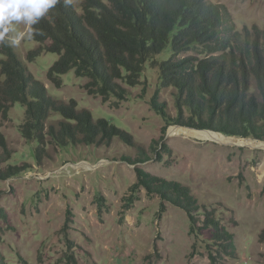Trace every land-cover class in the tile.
<instances>
[{
    "label": "rangeland",
    "instance_id": "obj_1",
    "mask_svg": "<svg viewBox=\"0 0 264 264\" xmlns=\"http://www.w3.org/2000/svg\"><path fill=\"white\" fill-rule=\"evenodd\" d=\"M72 1L81 12L82 0ZM210 1L222 7L240 42L232 49L237 58L251 52L258 36L264 39V0ZM13 27L11 36L23 34V56L39 47L28 38L29 26ZM187 56L205 57L179 55ZM58 59L42 53L27 66L54 98L75 100L95 120L127 132L129 145L113 138L107 145L38 149L22 137L23 106L0 115L6 141L0 146V264H67L68 257L78 264H212L208 233L194 231L175 203V189L196 201L201 219L204 208L216 209L233 235V256L219 254V264H264V140L219 144L175 132L187 127L177 122L175 99L160 86L156 66L137 87L123 85L122 95L105 99L90 94L89 79L74 71L61 76L60 88L50 82L47 73ZM10 167L15 175L6 177Z\"/></svg>",
    "mask_w": 264,
    "mask_h": 264
},
{
    "label": "trees",
    "instance_id": "obj_2",
    "mask_svg": "<svg viewBox=\"0 0 264 264\" xmlns=\"http://www.w3.org/2000/svg\"><path fill=\"white\" fill-rule=\"evenodd\" d=\"M80 7L81 12L72 0H59L31 26L43 34L31 38L39 47L26 56L18 45H8L10 32L0 43V115L6 118L13 105L23 106L22 137L35 141L38 149L81 141L107 145L113 138L129 145L130 140L107 119L95 120L90 110L79 109L75 100L51 96L27 66L42 53L59 56L47 73L56 87H62L61 76L74 71L89 79L90 94L105 99L122 95L123 85L137 87L147 68L156 66L160 86L172 91L179 125L264 140V39L258 36L251 52L237 58L232 49L240 42L230 35L220 5L210 0H82ZM189 51L205 57H179ZM0 146L6 147L1 133ZM12 169L4 175H15ZM173 194L194 231H207L212 264H219V254L232 257L233 235L217 210L204 208L201 219L195 200L182 190ZM259 240L264 243V231ZM67 264L78 263L68 257Z\"/></svg>",
    "mask_w": 264,
    "mask_h": 264
},
{
    "label": "clouds",
    "instance_id": "obj_3",
    "mask_svg": "<svg viewBox=\"0 0 264 264\" xmlns=\"http://www.w3.org/2000/svg\"><path fill=\"white\" fill-rule=\"evenodd\" d=\"M70 0H65L69 3ZM59 0H0V43L5 42L9 32H14V24L24 23L29 26L27 33L31 39L34 35H42L39 29L33 30L31 26L39 23L48 11L54 8ZM22 33H17L8 38L9 46L20 43Z\"/></svg>",
    "mask_w": 264,
    "mask_h": 264
},
{
    "label": "bare ground",
    "instance_id": "obj_4",
    "mask_svg": "<svg viewBox=\"0 0 264 264\" xmlns=\"http://www.w3.org/2000/svg\"><path fill=\"white\" fill-rule=\"evenodd\" d=\"M175 132H179L184 134L187 137H194L200 140H208V141H220L218 142L219 144H231V145H236L242 144V143H250L253 144L255 142L247 140V139H238V138H228L224 136L223 134H217L213 132H208V131H199V130H188L186 128H174ZM220 135V136H219ZM221 136L225 139V143L221 142L222 138ZM245 140V141H244ZM257 144H262L261 142H257ZM238 146H243V145H238Z\"/></svg>",
    "mask_w": 264,
    "mask_h": 264
},
{
    "label": "water",
    "instance_id": "obj_5",
    "mask_svg": "<svg viewBox=\"0 0 264 264\" xmlns=\"http://www.w3.org/2000/svg\"><path fill=\"white\" fill-rule=\"evenodd\" d=\"M186 129H188V130H196V129H193V128H189V127H187ZM197 131V130H196ZM206 131H208V132H213V133H217L218 134V132H215V131H212V130H206ZM219 134H221V133H219ZM227 137V136H226ZM228 138H233V137H228ZM244 139H246V138H244ZM248 140V139H247Z\"/></svg>",
    "mask_w": 264,
    "mask_h": 264
}]
</instances>
